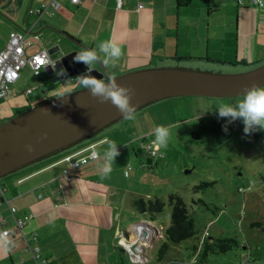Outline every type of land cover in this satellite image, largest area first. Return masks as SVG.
I'll return each mask as SVG.
<instances>
[{"label": "crops", "instance_id": "crops-1", "mask_svg": "<svg viewBox=\"0 0 264 264\" xmlns=\"http://www.w3.org/2000/svg\"><path fill=\"white\" fill-rule=\"evenodd\" d=\"M47 1L0 0V50L16 31L34 33L29 52L43 49L38 44L37 32L45 28L52 33L45 50L58 46L51 54L52 60L71 51L95 48L109 39L121 42L123 56L118 65L105 67L101 62L115 76L171 60L248 65L264 59V7H255L249 0H242V4L236 0H189L183 6L178 5V0H122L121 9L116 8L115 0H81L77 4L59 0L60 8L52 15L36 18L28 13L29 8ZM137 2L142 4L141 8H137ZM44 16L47 18L42 19ZM50 17L55 22L48 21ZM170 19L174 22L172 28H168ZM75 55L66 60L70 72L77 71L78 64L82 66V62L74 61ZM93 67L102 72L99 63ZM41 71L44 69L38 74ZM95 75L98 79L106 77ZM57 76L54 73L49 79ZM77 76L73 74L65 80L72 78L70 82H74ZM65 80L58 79L52 87L45 80L41 84L45 90L53 89L57 93L64 89ZM75 85L81 88L78 83ZM25 105L10 108L11 114L32 107L35 102ZM21 106L24 107L14 111ZM114 126L0 177L8 200L0 202V232L3 228L10 230L8 237L0 239V264H35L29 250L35 246L44 264L127 263L128 255L121 249L120 241L130 237L129 228L136 221L142 222L141 228L147 234L143 244H139L142 264L167 263L163 259L168 252L160 260L156 258L157 249L165 239L164 229L155 226V216L138 214L131 205L134 198L147 199L154 195L136 186L144 177L142 172L125 174L121 145L109 177L101 178L104 150L109 142L123 138L114 137V131L118 130ZM93 151L99 154L98 158L73 168L68 178L62 176L66 157L76 159ZM8 205L15 208L14 216ZM14 217L27 219L18 228ZM152 248L155 255L150 253Z\"/></svg>", "mask_w": 264, "mask_h": 264}, {"label": "rangeland", "instance_id": "rangeland-1", "mask_svg": "<svg viewBox=\"0 0 264 264\" xmlns=\"http://www.w3.org/2000/svg\"><path fill=\"white\" fill-rule=\"evenodd\" d=\"M52 18L48 21L55 22ZM173 24V19L168 20V28ZM37 34L38 44L48 48L51 31L42 28ZM164 64L153 67L181 66L207 72L240 73L264 64V59L248 65L185 60H171ZM47 78L43 71L38 74L26 63L18 79L0 99V123L29 107L15 115L11 114L10 108L36 102L38 91L45 88L41 81ZM66 81L64 89L77 90L76 81ZM54 97L56 94L42 96L41 102L35 105ZM242 98L190 95L166 98L136 110L134 121H123L121 117L98 130L106 131L114 125L118 129L114 131V137L123 138L114 139V142L122 146L121 161L126 172L144 174L140 183L136 182L140 191L163 199L168 193L178 194L193 216L196 234L188 240L169 243L170 250L163 259L166 264H185L192 259L195 264H240L245 257L250 258L249 264H264V129L245 134L242 119L229 122L228 118L219 116L218 109L224 104H236ZM157 125L179 126L177 129L173 127L167 148L154 143L152 131ZM89 136L94 137L93 134ZM146 143L160 155L157 156L160 158H152L150 168L140 166V163L147 164L148 154L134 152L140 144ZM170 209L166 203L164 209L155 215L157 228L162 230L169 224ZM205 229L211 236L234 235L242 245L226 254L210 253L205 263L198 262V254L194 257L192 246H199ZM150 253L154 254V248Z\"/></svg>", "mask_w": 264, "mask_h": 264}, {"label": "water", "instance_id": "water-1", "mask_svg": "<svg viewBox=\"0 0 264 264\" xmlns=\"http://www.w3.org/2000/svg\"><path fill=\"white\" fill-rule=\"evenodd\" d=\"M68 40L81 46L78 41L63 35ZM58 50V46L49 48L51 55ZM77 53V51H76ZM75 51L60 55L52 60L44 73L46 76L63 73L57 79L88 73V66L78 64L79 69L70 72L66 60L76 54ZM102 72L91 70L92 76L111 75L99 63ZM117 82L131 85L136 95L133 97L138 109L154 100L166 97L203 96L230 98L244 95L253 83L264 86V64L244 72L223 73L207 72V70H191L177 67H152L124 72L115 76ZM90 90L81 89L65 97H54L46 102L29 107L0 123V177L8 172L26 165L40 156L48 155L72 143H76L94 134L105 126L121 118L119 110L110 102H100L91 96ZM44 133L47 137L42 139ZM27 145L34 150L28 151ZM142 222H134L131 226L141 227ZM144 235V232H141Z\"/></svg>", "mask_w": 264, "mask_h": 264}, {"label": "clouds", "instance_id": "clouds-1", "mask_svg": "<svg viewBox=\"0 0 264 264\" xmlns=\"http://www.w3.org/2000/svg\"><path fill=\"white\" fill-rule=\"evenodd\" d=\"M256 2L261 7H264V0H256ZM122 56V43L109 39L101 42L95 48H84L82 51L77 52L74 56V61L86 64L88 73H90L96 63L102 62L105 67H116ZM52 66L55 67V64H52ZM63 71L61 69L57 74L59 75ZM88 73L74 78L78 86L90 90L91 96L102 103L110 101L122 114L123 121H134L137 116V106L132 103L133 97L136 95L134 87L119 84L115 75H109L107 79H98ZM71 79L69 78L66 82ZM74 91L72 88H65L57 91L56 97H65ZM218 109L219 116L228 118L229 122L242 119L245 134L264 129V86L253 83L251 87L246 89L243 98L239 102L236 104H224L219 106ZM173 127L177 129L179 126L157 125L152 131L154 143L159 147L167 148L172 138ZM225 130H227L226 127ZM46 137L47 133H44L42 139ZM26 147L28 151L34 150L32 145H27ZM119 154L118 144L114 141L109 142L102 156L103 165L100 173L102 179L109 177L115 158ZM92 155L93 157L99 156L95 151H93ZM0 239L3 238L0 237Z\"/></svg>", "mask_w": 264, "mask_h": 264}, {"label": "built area", "instance_id": "built-area-1", "mask_svg": "<svg viewBox=\"0 0 264 264\" xmlns=\"http://www.w3.org/2000/svg\"><path fill=\"white\" fill-rule=\"evenodd\" d=\"M71 4L80 3L81 0H68ZM237 4H242V0H236ZM250 4L261 8V6L256 2V0H249ZM115 5L117 9L122 8V0H115ZM137 8H141L142 4L137 2ZM60 8L59 0H48L47 2L41 3L37 7L29 8L28 13L30 15L39 18L42 14L52 15L56 10ZM34 33H30V31H16L12 32L8 38V41L5 43L4 47L0 50V99L3 98L9 88L10 85L13 84L19 77L20 71L22 67L28 63L30 67L38 73L41 69L47 68L50 64H52L51 55L43 49H38L35 52H29L28 49L32 46V38ZM142 148L148 155L150 156H160L157 154L156 149L152 147L150 144H140L139 146ZM119 153L121 152L120 148ZM93 152H89L85 156L78 157L76 159L66 157L67 166L64 169L62 176L64 178H68L70 171L74 168H78L79 166L88 162V160H94L97 157H93ZM127 174V172L125 173ZM3 187L0 185V202L7 201L4 197ZM10 213L14 216L15 208L8 205ZM14 224L21 228L23 221L27 219V217L20 218L14 217ZM144 232V235H141V232ZM130 237L126 239H122L120 241V247L128 255V259L130 262L136 264H142L143 255L142 248L139 244H143L145 238L147 236L146 232L142 230L141 227L137 228L136 226H131L129 228ZM10 230L7 228H3L0 232V237L5 238L8 237ZM31 257L34 260L35 264H44V261L39 257L38 247H30ZM185 264H195L194 260L187 261Z\"/></svg>", "mask_w": 264, "mask_h": 264}, {"label": "trees", "instance_id": "trees-1", "mask_svg": "<svg viewBox=\"0 0 264 264\" xmlns=\"http://www.w3.org/2000/svg\"><path fill=\"white\" fill-rule=\"evenodd\" d=\"M189 2V0H178V5L183 6L186 5ZM177 68H188L191 69L190 67H177ZM192 70V69H191ZM105 79V78H104ZM83 88H79L78 90H81ZM189 96V95H187ZM173 97V96H172ZM182 97V96H179ZM243 97V95L239 96ZM166 98H171V97H166ZM163 98V99H166ZM173 98H178V97H173ZM209 98H222V97H209ZM231 98V97H230ZM163 99L160 100H154L142 107L143 108L147 105H150L154 102H159ZM226 99V98H222ZM138 108V109H139ZM136 109V110H138ZM96 133V132H95ZM83 140V139H82ZM81 141V140H80ZM79 142V141H77ZM76 142V143H77ZM72 143V144H76ZM70 144V145H72ZM68 145V146H70ZM66 146V147H68ZM65 148V147H64ZM63 149V148H62ZM137 151L139 155H142L145 151L138 147ZM147 159V164L142 167L150 168L152 167V158L155 156H146ZM155 158H160V157H155ZM127 175V174H126ZM209 185V184H208ZM198 187V186H196ZM200 201V200H199ZM168 203L171 207L170 209V214H169V224L165 226L164 228V241H162L157 249V260H160L162 257H164L169 249V243H179L183 240H188L189 238L193 237L196 234V230L194 228L195 226V220L193 216L190 214L188 211V207L184 200L175 193H168L166 199L160 198V197H155L151 196L147 199L143 198H134L131 201V205L133 209L138 213V214H147L151 218L154 217L156 214L160 213L162 209H164L165 204ZM201 242H200V249L197 252V246H194L193 248V255L195 257L196 254H198V262L205 263L206 260L208 259V255L210 253H217V254H226L229 251L232 250H237L240 248V245H242L236 237L229 236V237H218V236H211L209 233L206 231V229L201 233ZM244 245V244H243ZM245 246V245H244ZM250 258L245 257L242 258L240 261V264H245V263H250ZM120 264H136L133 262H121ZM207 264V263H206Z\"/></svg>", "mask_w": 264, "mask_h": 264}, {"label": "flooded vegetation", "instance_id": "flooded-vegetation-1", "mask_svg": "<svg viewBox=\"0 0 264 264\" xmlns=\"http://www.w3.org/2000/svg\"><path fill=\"white\" fill-rule=\"evenodd\" d=\"M49 77V76H48ZM50 78V77H49ZM49 78H47V79H45V81L47 82V85L48 86H50V87H52L54 84H55V82L58 80L57 79V77H56V79H49ZM56 94V90H53V89H47V90H45L44 88L42 89V91L40 90V91H38V95H37V98L39 97V99L35 102V104L36 103H39V102H41V98H42V96H53V95H55ZM26 106V105H25ZM28 106H31L30 104L28 105ZM22 107H24V106H21V107H19L18 109H16V110H14V111H17V110H19L20 108H22ZM15 115V114H14Z\"/></svg>", "mask_w": 264, "mask_h": 264}]
</instances>
